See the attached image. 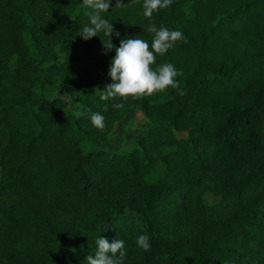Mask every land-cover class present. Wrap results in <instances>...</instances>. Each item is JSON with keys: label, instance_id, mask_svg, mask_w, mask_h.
<instances>
[{"label": "trees", "instance_id": "obj_1", "mask_svg": "<svg viewBox=\"0 0 264 264\" xmlns=\"http://www.w3.org/2000/svg\"><path fill=\"white\" fill-rule=\"evenodd\" d=\"M121 2L102 13L114 34L84 40L82 0H0V264H87L98 237L124 241L122 264H264V0H172L151 19ZM152 23L183 34L152 65L178 87L101 100L115 47L151 45ZM132 103L145 125L112 151Z\"/></svg>", "mask_w": 264, "mask_h": 264}, {"label": "clouds", "instance_id": "obj_2", "mask_svg": "<svg viewBox=\"0 0 264 264\" xmlns=\"http://www.w3.org/2000/svg\"><path fill=\"white\" fill-rule=\"evenodd\" d=\"M137 0H133V3ZM111 0H82V6L91 9L87 13L89 23L79 32L84 40L98 36L103 32L107 37L114 34L112 24L102 17V13L109 10ZM172 0H143V16L151 19L154 12L170 7ZM116 8L124 7L121 0H116ZM147 32L154 34L151 45L143 39H124L120 41L118 47H115L110 40L103 43L105 49L115 47V55L110 60L108 76L111 83L106 85L100 96L101 100L120 98L127 101L129 98L139 99L144 96H151L156 92H163L169 87L177 88L178 82L175 77L179 75L178 71L171 63H165L153 69L152 65L156 62L157 55L163 56L174 43L183 39L180 31H171L161 26L159 29L154 23L149 24ZM119 36V33H115ZM113 107L119 109L123 103H116ZM77 116L84 113L78 112ZM104 116L100 113H93L90 117L94 128L102 130L105 127ZM96 251L94 255L86 256L87 264H122L126 255L124 241L115 239L111 243L102 237L95 241ZM136 244L144 251L151 248L149 236L147 234L139 235L136 238ZM119 254V255H117Z\"/></svg>", "mask_w": 264, "mask_h": 264}, {"label": "rangeland", "instance_id": "obj_3", "mask_svg": "<svg viewBox=\"0 0 264 264\" xmlns=\"http://www.w3.org/2000/svg\"><path fill=\"white\" fill-rule=\"evenodd\" d=\"M14 65L15 59L10 63L11 67H14ZM111 82L109 76L99 79L94 85L95 92H101L104 90L105 86ZM59 95L64 99L70 113L75 116L80 110V102L73 96L67 94L64 90H60ZM145 122L146 119L141 113L140 106L136 103H132L126 109L122 119L114 126L109 139L103 145L112 151H122L126 149L129 147L133 136L143 129ZM205 199L206 202L211 204L216 202L218 197L208 194Z\"/></svg>", "mask_w": 264, "mask_h": 264}]
</instances>
